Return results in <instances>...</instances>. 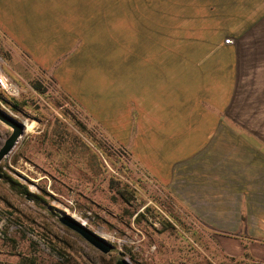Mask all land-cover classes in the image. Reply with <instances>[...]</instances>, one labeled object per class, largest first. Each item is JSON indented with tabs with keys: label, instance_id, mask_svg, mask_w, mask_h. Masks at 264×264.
Segmentation results:
<instances>
[{
	"label": "rangeland",
	"instance_id": "obj_1",
	"mask_svg": "<svg viewBox=\"0 0 264 264\" xmlns=\"http://www.w3.org/2000/svg\"><path fill=\"white\" fill-rule=\"evenodd\" d=\"M6 116L0 264H264V0H0Z\"/></svg>",
	"mask_w": 264,
	"mask_h": 264
},
{
	"label": "water",
	"instance_id": "obj_2",
	"mask_svg": "<svg viewBox=\"0 0 264 264\" xmlns=\"http://www.w3.org/2000/svg\"><path fill=\"white\" fill-rule=\"evenodd\" d=\"M8 120L13 125V130L10 136L6 139L4 145L0 150V154H4L16 141L18 135L23 132L24 123L19 122L10 116H6ZM60 221L68 226L69 228L78 232L82 237H84L89 243L98 248L102 252H108L112 247L113 243L100 235L96 231L88 227L84 222L74 217L68 212H62L60 216ZM122 264H129L126 261L122 260Z\"/></svg>",
	"mask_w": 264,
	"mask_h": 264
},
{
	"label": "crops",
	"instance_id": "obj_3",
	"mask_svg": "<svg viewBox=\"0 0 264 264\" xmlns=\"http://www.w3.org/2000/svg\"><path fill=\"white\" fill-rule=\"evenodd\" d=\"M235 241L236 247L242 251L245 250L253 258L264 262V239L263 238H252L243 239L240 237L230 238Z\"/></svg>",
	"mask_w": 264,
	"mask_h": 264
},
{
	"label": "built area",
	"instance_id": "obj_4",
	"mask_svg": "<svg viewBox=\"0 0 264 264\" xmlns=\"http://www.w3.org/2000/svg\"><path fill=\"white\" fill-rule=\"evenodd\" d=\"M224 41H225V42H230L231 39H230V38H225Z\"/></svg>",
	"mask_w": 264,
	"mask_h": 264
},
{
	"label": "bare ground",
	"instance_id": "obj_5",
	"mask_svg": "<svg viewBox=\"0 0 264 264\" xmlns=\"http://www.w3.org/2000/svg\"><path fill=\"white\" fill-rule=\"evenodd\" d=\"M1 147V146H0Z\"/></svg>",
	"mask_w": 264,
	"mask_h": 264
}]
</instances>
